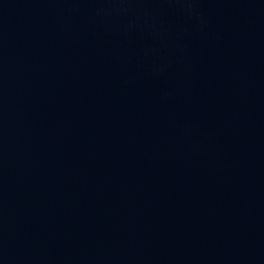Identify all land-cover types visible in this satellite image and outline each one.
I'll return each mask as SVG.
<instances>
[{"label":"water","instance_id":"1","mask_svg":"<svg viewBox=\"0 0 264 264\" xmlns=\"http://www.w3.org/2000/svg\"><path fill=\"white\" fill-rule=\"evenodd\" d=\"M0 264H264V0H0Z\"/></svg>","mask_w":264,"mask_h":264}]
</instances>
